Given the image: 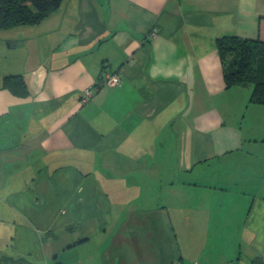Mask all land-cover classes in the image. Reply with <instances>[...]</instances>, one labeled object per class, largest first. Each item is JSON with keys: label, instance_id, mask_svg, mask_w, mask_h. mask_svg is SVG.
Returning <instances> with one entry per match:
<instances>
[{"label": "crops", "instance_id": "1", "mask_svg": "<svg viewBox=\"0 0 264 264\" xmlns=\"http://www.w3.org/2000/svg\"><path fill=\"white\" fill-rule=\"evenodd\" d=\"M223 35L264 41V0H63L0 30V264L264 259V125L243 127L260 104L226 87Z\"/></svg>", "mask_w": 264, "mask_h": 264}, {"label": "trees", "instance_id": "2", "mask_svg": "<svg viewBox=\"0 0 264 264\" xmlns=\"http://www.w3.org/2000/svg\"><path fill=\"white\" fill-rule=\"evenodd\" d=\"M62 2L63 0H0V30L36 24L57 10ZM216 50L223 62L226 87L250 86V101L264 104V41L238 35H223L216 38ZM103 79L97 80L90 88L96 92L101 86L108 85L101 83ZM2 85L15 94L24 95L28 92L21 75L6 76ZM2 261L18 263L12 257H4ZM251 262L264 264V259L256 256Z\"/></svg>", "mask_w": 264, "mask_h": 264}, {"label": "rangeland", "instance_id": "3", "mask_svg": "<svg viewBox=\"0 0 264 264\" xmlns=\"http://www.w3.org/2000/svg\"><path fill=\"white\" fill-rule=\"evenodd\" d=\"M249 90H251V87H249ZM249 94H250V91H249ZM258 107L259 108H255V107L252 108V109L250 108L249 109V112L247 111L246 119L244 118V121H243V127H245V128L246 127H249L250 125H253L256 121H259V123L261 125H264V104H260V106H258ZM256 110H258V111L256 112ZM239 184L240 185L233 183L232 185H230V187H229L230 193L223 195V200L224 201L227 200V201H230L231 202L232 200H234V196L236 195V192L237 191L241 195V188L243 186L249 187L250 185H252V183H250V182H246L245 184H243L242 182H240ZM237 185H238V187H237ZM221 196H222L221 194L217 193V195H215V197L213 198V202H212L211 195L208 194L206 199L208 200L209 205L211 203H213L214 204V207H217L219 205V202L222 199ZM238 204L241 206L242 201L239 200L238 201ZM214 210L216 211L218 209L214 208ZM224 210L225 211H228V214H230L232 212L233 213H236L237 212L234 208L224 209ZM224 210H223V212H224ZM228 217L230 219V224L233 223V222L237 224V220L236 219L233 220V216H228Z\"/></svg>", "mask_w": 264, "mask_h": 264}, {"label": "built area", "instance_id": "4", "mask_svg": "<svg viewBox=\"0 0 264 264\" xmlns=\"http://www.w3.org/2000/svg\"><path fill=\"white\" fill-rule=\"evenodd\" d=\"M157 32H158V27H153L151 31L149 32V35L153 37L157 34ZM119 82H120V77L115 72L107 73L104 79L101 81L102 84H108L110 86L117 85ZM94 93H95V90L93 88H90V87L86 88L82 93L83 101L89 100L94 95Z\"/></svg>", "mask_w": 264, "mask_h": 264}]
</instances>
